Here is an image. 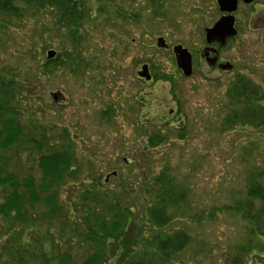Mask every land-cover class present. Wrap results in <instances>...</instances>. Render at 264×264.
I'll return each instance as SVG.
<instances>
[{
	"label": "rangeland",
	"instance_id": "rangeland-1",
	"mask_svg": "<svg viewBox=\"0 0 264 264\" xmlns=\"http://www.w3.org/2000/svg\"><path fill=\"white\" fill-rule=\"evenodd\" d=\"M85 1L96 15L99 2ZM103 3V15L84 23L79 44L89 64L84 76L62 71L38 76L48 51L60 54L73 49L63 33L50 34L55 24L48 15L38 21L25 17L22 23L0 18V72L6 76L15 72L34 87L31 100L50 135L57 138L69 130L75 136L82 172L75 185L101 177L105 191L128 184V192L137 199L141 183L133 176L142 174L139 166L146 158L145 165H153L155 173L168 166L188 189L186 201L179 205L183 208L179 220L170 230L183 228L191 237L190 246L168 262H157L143 245L138 259L147 264H234L236 260L264 264V237L256 238L232 208L247 199L249 175L263 164L264 128L237 127L226 133L221 129L227 114L244 109L242 104L230 105L227 98L236 76H246L264 91V0L240 4L234 13L238 35L219 49L220 65L230 64L229 71L217 64L212 68L202 57L208 48L205 29L221 17L216 0H167L161 17L154 15L147 0ZM8 20L15 24L3 27ZM160 38L165 47L158 43ZM177 45L193 56L190 77L176 66L172 49ZM145 65L152 81L139 76ZM155 75L163 79L156 83ZM51 94L58 95L57 101ZM104 114H109L107 121ZM181 128L184 140L177 137ZM157 129L164 131L168 142L143 155L146 136ZM10 155L11 169L20 177L39 176L35 148L19 147ZM123 176L134 183L121 180ZM227 206L229 210L222 211ZM84 250L89 253V248ZM246 250L252 252L248 258Z\"/></svg>",
	"mask_w": 264,
	"mask_h": 264
},
{
	"label": "trees",
	"instance_id": "trees-1",
	"mask_svg": "<svg viewBox=\"0 0 264 264\" xmlns=\"http://www.w3.org/2000/svg\"><path fill=\"white\" fill-rule=\"evenodd\" d=\"M97 1L100 6L96 15H103L105 6L101 4L105 0ZM166 2L147 0L148 7L159 17L164 15ZM92 13L85 0H0V18L22 23L25 17L38 21L48 15L55 24L54 28L50 26V34L63 33L72 42L73 49L64 50L39 66L38 76L51 77L58 71L84 76L89 64L79 52V44L84 38L85 21L96 17ZM14 24L8 20L3 27ZM12 73L6 76L0 72V264H147L136 257L143 245L157 262H168L190 246L191 237L183 228L173 233L170 230L179 220L183 209L179 205L186 201L188 189L176 180L168 166L155 173L153 165H145L147 159H142V174L133 176L134 181L141 183L137 199L131 197L128 184L118 191H105L101 177L75 185L82 174L77 144L72 138L75 136L69 130L57 138L50 135L51 129L38 118L39 109L31 100L34 87L32 90L24 76ZM154 79L158 83L163 78L155 75ZM227 98L230 105L235 102L244 109L226 115L223 133L237 127L264 128L261 87L238 75ZM108 115H103V121ZM184 130H179L178 140L185 139ZM146 137L143 155L169 140L161 129ZM19 147L37 150V178H22L11 169L14 159L10 153ZM121 180L132 182L131 177L123 176ZM121 193L131 198L129 202ZM232 208L249 224L256 238L264 237V161L249 175L247 199ZM226 209L228 206L222 211ZM85 248H89V253ZM251 253L246 250L247 258ZM234 264L249 262L236 260Z\"/></svg>",
	"mask_w": 264,
	"mask_h": 264
},
{
	"label": "water",
	"instance_id": "water-1",
	"mask_svg": "<svg viewBox=\"0 0 264 264\" xmlns=\"http://www.w3.org/2000/svg\"><path fill=\"white\" fill-rule=\"evenodd\" d=\"M243 2L244 4H251L255 0H216L218 7L221 13L227 14L224 15L221 19H219L212 28H209L205 31L206 33V41L208 45H212L214 43L219 44L220 47H224L230 39H233L237 36V31L235 28V18L233 13L237 11L239 2ZM158 43L161 47H165V40L160 38ZM209 51H213L217 53L216 50L207 49L203 53V57L207 58L208 64L215 68L218 57H214L209 59ZM173 53L176 59L177 67L182 71L185 77H190L193 74V60L192 54L185 49L181 45H177L173 48ZM57 53L55 51H48L47 59L52 60L56 57ZM219 68L223 71L232 70V66L230 64H221ZM139 76L141 78L146 79L147 81L151 80V75L149 72L148 66H143L142 71ZM52 97L55 101L58 99V95L52 94ZM114 176H117V173H113ZM108 180V179H107Z\"/></svg>",
	"mask_w": 264,
	"mask_h": 264
},
{
	"label": "flooded vegetation",
	"instance_id": "flooded-vegetation-1",
	"mask_svg": "<svg viewBox=\"0 0 264 264\" xmlns=\"http://www.w3.org/2000/svg\"><path fill=\"white\" fill-rule=\"evenodd\" d=\"M223 15H225V14H222V13H221V17H222ZM236 30H237V28H236ZM232 41H233V40H232ZM230 42H231V41H230ZM212 46H214V47H211V46L209 47V46H208V48H205L204 51L207 50V49H210V50H216V51H217L218 48H219L217 44H213ZM217 47H218V48H217ZM217 53H218V54H217ZM217 53H214L213 51H209V59H211L212 57H213V58H214V57H218V63H217V68H218V65H220V60H219V59H220V52L218 51ZM210 57H211V58H210Z\"/></svg>",
	"mask_w": 264,
	"mask_h": 264
}]
</instances>
